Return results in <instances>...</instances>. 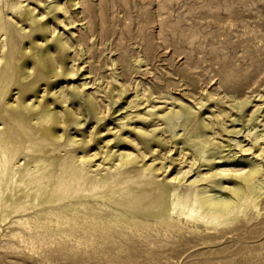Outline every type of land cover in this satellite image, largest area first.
<instances>
[{"label": "rangeland", "instance_id": "obj_1", "mask_svg": "<svg viewBox=\"0 0 264 264\" xmlns=\"http://www.w3.org/2000/svg\"><path fill=\"white\" fill-rule=\"evenodd\" d=\"M0 18L11 36L0 32V56L13 45L16 67L0 115L30 105L49 112L60 143L50 154L87 153L95 177L146 175V187L178 183L180 192L206 186L223 195L255 165L264 175V0H0ZM37 116L27 123L37 127ZM119 151L133 162L115 165ZM27 159L22 150L15 165ZM87 200L113 216L120 210ZM170 200L163 217L140 218L151 228H117L78 250L26 248L10 236L29 233L12 214L0 223V264H264V194L257 209L217 229L187 221ZM161 221L178 228L164 231Z\"/></svg>", "mask_w": 264, "mask_h": 264}, {"label": "bare ground", "instance_id": "obj_2", "mask_svg": "<svg viewBox=\"0 0 264 264\" xmlns=\"http://www.w3.org/2000/svg\"><path fill=\"white\" fill-rule=\"evenodd\" d=\"M23 15L28 18L26 13ZM0 32L11 38L10 29L1 18ZM59 40L63 43V40ZM12 47L8 53L0 56V62L3 61L0 67V100L16 72ZM39 61L42 66L41 60ZM32 114H38L35 119L37 127L27 123ZM53 117L56 118L54 115ZM51 118L49 112L38 113L31 105L25 113L4 109L0 115L2 122L0 127V223L17 213L19 216L17 223L27 227L29 233L12 231L10 236L18 237L26 248L42 251L78 250L93 246L92 242L98 238L106 240L108 232L116 231L117 228L121 229L120 232L123 231L122 229L135 233L142 232L151 228V225L150 222L140 218L144 219L151 215H156V219L163 217L168 195L169 198L171 196L169 208L171 211L176 212L178 208L179 214L183 215L187 221L202 222L204 225L217 229L221 225H227L236 220V216L244 213L248 206L257 209L261 196L264 194V175L261 174L258 165L238 174V181L228 186L229 192H224L223 195H220L218 190L206 186H195L180 192L178 183L161 184L149 188L146 186H150L152 180L146 175L145 179L141 180H137L136 175L131 176L130 173L124 177L111 178L107 175L95 177L88 174L85 166L87 153L77 155L78 153L76 154L74 150L66 148L67 152L71 151L67 155L50 154L49 151H54L57 149L55 146L60 145L54 132L50 130L48 122ZM72 138L74 137H68L65 145L72 146L74 143ZM198 138V134H190L185 141L196 147L197 151L199 148L197 146L201 147V141ZM253 139L254 142L257 141L256 137ZM22 150L26 152L28 159L22 165H15L16 157ZM115 160V165L119 167L133 162L130 153L120 151ZM142 170L151 171L149 166L143 167ZM260 175L262 178L259 179ZM176 179L177 177H172L170 180ZM194 182H189V185ZM213 183L220 189L224 187L220 180H215ZM134 184L140 187L135 189ZM211 191L215 192L211 193ZM88 197L101 198L111 204L114 203L120 207V210L112 208L116 213L113 216L101 208L91 206L87 200ZM136 217L139 218L135 219ZM158 224L164 231L178 228L171 221H161ZM22 230H24L23 227Z\"/></svg>", "mask_w": 264, "mask_h": 264}]
</instances>
